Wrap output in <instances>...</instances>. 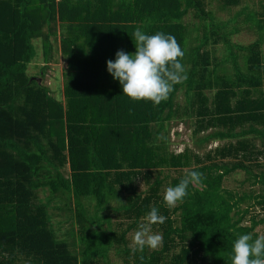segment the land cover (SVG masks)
I'll use <instances>...</instances> for the list:
<instances>
[{
    "label": "trees",
    "instance_id": "16d2710c",
    "mask_svg": "<svg viewBox=\"0 0 264 264\" xmlns=\"http://www.w3.org/2000/svg\"><path fill=\"white\" fill-rule=\"evenodd\" d=\"M146 1L149 0H95L94 6L103 11V20L95 21L94 28L99 29L100 34L109 31L110 37L107 40L99 35L90 37L92 46L86 41L80 45L76 36L61 39L69 50L70 73L66 90L72 114L79 122L84 123L88 118L91 122L94 120L91 109L94 108L96 114L106 120L103 124L100 119L97 127L95 124L84 127L83 134L86 133L89 141L83 136L82 147L77 139L69 138L73 174L68 179L60 172L63 157L57 153L49 156L38 137L18 135L17 131L26 130L27 124H22L23 128L19 124L20 129L12 124L15 104L29 89L30 83L7 100L35 54L32 40L39 17L38 6L45 8L46 23L50 26L55 0H0V116L6 117L5 122H0V264H16V253L30 264H100L110 259L116 245L124 246L125 264H142L141 256L144 257L143 264H231L232 243L238 235L252 233L257 237L255 228L264 225V218L257 219L256 216L250 219V226L242 225L250 207H258L264 212V172L254 175L244 163L254 155L249 138L264 140V0H255V3L212 0L216 10L227 13L226 20L216 18L213 11H204L197 0H150L153 3L149 6ZM61 2L65 11L67 7L76 8L73 0ZM192 11L200 20L194 28L201 33L198 39L191 38L182 23ZM74 12L67 14L73 18ZM120 19L135 21L133 33L140 28L149 35L157 32L173 35L185 52L182 63L184 67L189 65L185 69L187 78L176 84L167 100L159 105L129 99L122 93L119 82L107 72L106 62L114 60L118 51L135 52L133 33L123 36L120 41V36L112 37L120 27L113 21L120 22ZM240 25L255 32L253 43L244 46L232 42V37L240 33ZM195 39L197 44L191 46L189 41ZM209 44L222 45V59L217 60L206 51ZM76 56L80 63L84 62L82 68L78 67V61L75 63ZM33 84L38 86L31 81ZM181 90L188 110H193L199 103L200 116L210 111V117L215 118L212 113L215 109L225 112L221 117L223 121H219L223 128L201 142L228 140L227 147L201 159L186 152L168 155L154 145L176 115L175 99ZM205 91L215 93L213 109L208 108V111L203 106L206 111L203 112L201 103H207ZM232 99L235 100L233 107L230 105ZM57 105L61 109V105ZM19 112L29 115L24 108ZM103 112L108 113L107 117L102 116ZM103 126L104 132L109 133L105 145L98 140ZM81 130L78 128L77 138ZM71 144L84 151L83 157L91 170L89 175H76L79 165H76ZM240 152L242 161L239 163L215 160L216 157L237 158ZM122 163L129 169H139L135 172L191 166L185 175L190 171H200L204 175L201 184L190 185L189 195L171 209L164 203V195H158L157 187L161 185L158 177L150 186L155 187L157 193L151 191L149 197L142 198L140 194L132 197L126 187H123L125 191H119L109 170L121 168ZM237 171L245 173L244 183L261 185L260 192L239 196L226 190L223 187L225 178ZM185 175L173 179L169 187L177 185ZM39 190L48 191L46 204L32 203ZM83 196L94 203L92 214L82 203ZM112 201L120 205L112 207ZM246 201L253 203L241 209ZM53 203H57L54 205L56 210L68 211L73 216L76 231H71L70 235L79 247V257L71 255L67 243L58 242L55 232L48 227L47 207ZM152 207L159 208L160 214L167 218L163 224L152 226L162 235L160 248L149 250L145 247L143 253L129 249L125 239L127 233L140 224ZM107 211L120 216L124 214L133 222L126 231L118 233ZM177 212L179 221L175 225L172 215Z\"/></svg>",
    "mask_w": 264,
    "mask_h": 264
},
{
    "label": "rangeland",
    "instance_id": "374dc122",
    "mask_svg": "<svg viewBox=\"0 0 264 264\" xmlns=\"http://www.w3.org/2000/svg\"><path fill=\"white\" fill-rule=\"evenodd\" d=\"M73 1L76 8L71 7L70 9L67 7V11H65L64 7L61 6V3H64V1L61 2V0H55L56 5L54 17L50 26H48L46 23L47 12L45 8L38 6L39 17L36 18L37 28L35 29V35L32 40V45L35 51L34 57L28 64L25 74L18 80L17 86L12 89L7 98V100H10V97L14 95L15 91H18V89L22 88L23 86L25 87L26 84L29 85L30 83L29 89L23 92L21 98L18 99L15 104L16 113H14L13 117H11L14 121L12 124L14 123L16 129H20L19 124H21V128H23L22 124H27V126H25L26 130L23 131L20 129L17 131L18 135H25V137H38L47 148L49 156H52L53 153H57L59 156L63 157V166L60 168V172L68 179H71L73 174L69 160V138L72 141L74 138L77 139L76 141H78L82 147L83 136H85L87 138L86 140L89 141V137L86 135V133L83 134V132H85L84 127H87L91 124H95L94 127H97L100 119L103 118L96 114V110L92 108L93 106L91 107L92 109L90 108L92 114L94 115V120L91 122L89 121L90 118L84 121V123L79 122V120L72 114L69 104V96L66 90L67 79L70 73L68 69L69 61L67 60V54L69 50L63 44L61 39L72 38L76 36L79 39L78 42L80 45L84 44L86 41L88 42L86 44L92 46L90 37L93 38L94 36L99 35L104 37L105 40L110 37V34H108L110 33L109 31H106V33L104 31L100 34L99 29L94 28L95 25L93 23L95 21L100 23L99 20H103V16L101 15V12L103 11L99 10L97 6H94L95 0ZM197 1L201 3L204 11H213L216 18L218 17L221 20H226L228 18L227 13L216 10V3L212 2V0ZM248 1L255 3V0ZM151 3L153 2L150 0L146 1L147 6H149ZM80 6H82L81 9L79 8ZM138 9L139 8H137V10ZM78 10L81 12L78 13ZM71 11H75L73 13V18L76 19L71 18L67 14ZM199 21L200 20L194 16L192 11L188 13L182 22L188 28L191 38L196 37V39H198V37H201V33L194 30V28L200 23ZM113 24L120 25V27L118 26L119 31L112 35V37L120 36V41L123 36L132 35V27L136 23L134 20L120 19V22L113 21ZM196 39L190 40L189 44L191 46L197 44ZM255 39L256 36L254 31H250L247 27L240 25V33L232 37V42L246 46L253 43ZM88 47L89 46H87V48ZM262 49L264 50V46ZM206 51L209 52L212 57L217 58V60L222 59L224 55V50L221 44L216 46L209 44L208 47H206ZM75 60L76 64L77 61L79 62L78 67L82 68L84 62L80 63V59L77 56ZM188 67L189 65H185L184 68L186 69ZM74 68H76V66ZM228 68H230V66H228ZM31 81L36 82L38 86L34 84L31 85ZM204 93L207 98V103H201L202 109L204 106L206 110L208 108L212 110L215 92L205 91ZM56 103L61 105V109ZM234 103L235 100L232 99L230 103L231 107L234 106ZM20 108H24L26 112L29 113L28 117L25 114L19 112ZM174 109L176 110V115L173 120L170 121L167 131L162 133L158 141L154 143V145L161 151L166 152L168 155H178L180 153L186 152L188 155H196L201 159H205L207 154L211 153L214 155L215 150L222 149L229 145L228 140L211 139L206 143L201 142L203 138L223 128V125L219 121L222 120L221 117L225 115V112L215 109L212 112L215 118H211L210 111L208 109L209 114L200 116L199 103L193 106V110H188V104L182 90L176 96ZM203 112L206 111L203 109ZM227 114L234 116L236 113ZM107 115L108 113L106 112L102 113L103 117H107ZM5 120V116H0L1 123H3V121L5 122ZM105 121L106 120L103 119V124L106 123ZM29 122L31 123L30 125L28 124ZM1 128H4V126ZM78 128L80 130L82 128V130L80 132V136L77 138L76 134L78 133ZM107 135H109V133L107 130L104 132L103 126L98 138V140L102 142L101 144L105 145L104 142ZM99 141L98 145L101 146ZM232 142L234 143V141ZM249 143L254 155L251 156L248 161L245 160L244 163L245 165L249 166V169H251L254 175L260 174L261 172H264V140L261 141L259 139H255V137H250ZM28 145H30L29 142ZM71 147L74 152L73 155L76 158V165H79L77 167L78 170L75 171L76 175L80 177L89 175L91 170L85 158L83 157L84 151L80 149L78 150V147L75 144H71ZM215 160L218 162L221 160L225 163H239L242 161V152L239 153L237 158L227 156L223 159H221V157H216ZM205 162L210 163L204 161V163ZM122 165L121 168L117 169L113 167L114 169L110 168L109 170L111 173L110 177H112L111 179H113L116 188L119 191H125L124 188L126 187L129 191V195L134 197L136 194H140L142 198L149 197L151 191H155L157 193V190L158 195H164L166 189L169 187V184L173 179L185 175L186 172L192 168L191 166L187 169L157 167L150 169V173H143L144 171L135 172L139 169L127 168L125 163H122ZM133 171L135 172V175H132ZM114 172H118L120 174L114 175ZM125 173H129L128 176H126ZM157 177L160 180L161 185L157 187L156 190L155 187L151 188L150 186ZM246 178L247 177L244 172H234L225 178L223 187L228 191L237 193L239 196L243 194L255 195V193L260 192L261 185L251 184V182L244 183ZM126 195L124 197H126ZM48 196V191H36L32 203L36 205L40 203L46 204V199ZM81 200L89 214H92L94 212V203L89 198H85V196H83ZM153 200L150 202V205L154 202ZM252 203V201H246L242 204L241 209L247 208V206ZM110 204L112 207H117L120 205L116 201H112ZM54 205H57V203H53L47 207V215L49 218L48 227L55 232V237L58 242L67 243L68 250L71 255H76L79 257V247L74 244L75 241L70 235L71 231H73V233L76 231L74 219H72L73 216L71 213H67L68 211L66 212L56 210ZM106 214L109 215L111 224L118 231V233L126 231L129 225L133 222L129 219H126L124 214L120 216L111 211H107ZM255 216L257 219L264 218V212H261L258 207H250L249 214L246 216L242 225L250 226V219ZM172 219L176 221L175 225H177V222L179 221V213L177 212L176 214H173ZM144 222L145 221L142 219L139 223L142 224ZM139 225L134 230H131L129 233H127L125 237L127 247L129 249H135L133 237ZM152 231L158 232L153 229ZM254 233L257 236H264V225L257 226L254 230ZM159 248L160 246L156 249ZM123 249L124 246L116 245L114 250L109 255L110 259L107 261H102L100 264H125L124 259L126 256L122 251ZM15 258L16 264H30L29 260L18 255L17 253Z\"/></svg>",
    "mask_w": 264,
    "mask_h": 264
},
{
    "label": "clouds",
    "instance_id": "9594fccd",
    "mask_svg": "<svg viewBox=\"0 0 264 264\" xmlns=\"http://www.w3.org/2000/svg\"><path fill=\"white\" fill-rule=\"evenodd\" d=\"M133 36L135 52L118 51L114 60L106 62L107 72L119 82L122 93L129 99L159 105L167 100L176 84L187 78L182 63L185 52L171 34L149 35L137 28ZM203 175L200 171H190L177 185L166 189L164 203L169 208L182 203L189 195V186L200 185ZM143 219L145 222L133 237L135 250L141 253L145 247L156 249L162 244V235L153 232L152 226L163 224L167 218L160 214L159 208L152 207ZM140 259L143 264L144 257ZM230 259L231 264H264V236L239 234L232 243Z\"/></svg>",
    "mask_w": 264,
    "mask_h": 264
}]
</instances>
